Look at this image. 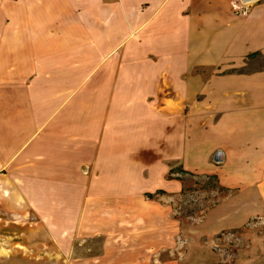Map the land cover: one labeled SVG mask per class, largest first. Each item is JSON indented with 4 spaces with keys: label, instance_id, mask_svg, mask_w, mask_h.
Here are the masks:
<instances>
[{
    "label": "crops",
    "instance_id": "obj_1",
    "mask_svg": "<svg viewBox=\"0 0 264 264\" xmlns=\"http://www.w3.org/2000/svg\"><path fill=\"white\" fill-rule=\"evenodd\" d=\"M176 1L0 0V174L12 188L6 191L11 203L33 210L43 233L24 229L22 249L1 245L0 264L10 257L16 264H127L138 250L147 254L168 219L153 200L184 186L182 175L169 174L176 166L214 175L233 191L206 214L250 193L247 200L261 207L253 214L264 220V116L253 153L226 149L229 137L225 144L211 141L208 165H189L172 156L183 124L222 99L204 105L201 90L185 94L168 71L159 79L146 69L134 74L136 65L159 64L151 49L162 22L191 20L197 10L202 16L204 0ZM236 1L209 2L244 17L230 11ZM215 57L202 61L224 59ZM161 155L163 182L136 188V177L147 175ZM239 157L248 162L246 171H220ZM260 233L264 238V229Z\"/></svg>",
    "mask_w": 264,
    "mask_h": 264
},
{
    "label": "rangeland",
    "instance_id": "obj_2",
    "mask_svg": "<svg viewBox=\"0 0 264 264\" xmlns=\"http://www.w3.org/2000/svg\"><path fill=\"white\" fill-rule=\"evenodd\" d=\"M209 1L201 3L199 13L202 16L197 10L191 20L179 21L171 16L162 22V28L154 32L151 49L160 54L159 64L134 67L135 76L143 75L146 69L151 79H159L163 71H168L185 94L201 90L199 98L204 105H212V97L224 99V103L220 100L216 107L207 109L206 106L200 115L197 113L191 120L186 119L190 121L183 124L179 146L172 154L189 165L202 167L208 165L206 159L211 141L220 140L225 144L231 137L232 142H228L229 146L226 143V149L242 152L248 149L253 153L258 140L257 127H261L258 119L264 116V0L234 2L230 8L233 16L244 17H232L221 4ZM157 19L162 20L161 17ZM187 27L195 29L196 33L181 32ZM258 42L261 46L258 50L244 51ZM207 55L216 56L214 60L222 55L224 59L215 61L218 65H206L202 60ZM235 90L244 93L234 95ZM224 91L227 93H222ZM146 132L150 142V124ZM165 156L157 157L162 160H155L154 164L149 163L147 175L136 177V188L163 182ZM236 159L220 171L240 173L249 168L246 160ZM179 167L169 174L171 177L182 175L183 189L177 193H161L153 200L162 204L168 215L167 225L163 220V237H157L160 243L147 254L138 250L136 257L127 259V264H264V238L260 233L264 220L253 214L261 207L247 200L250 193L242 198L234 197L206 214L233 191L209 175L180 171ZM8 184L7 178L0 174V246L5 245L11 251L23 248L19 243L22 237L18 235L24 229H37L39 235L43 233L35 226L33 210L11 203V195L6 194L8 189L12 191ZM24 220L30 226L26 227ZM144 246L142 243L141 247ZM16 263L14 258H9V264ZM121 264L126 263L122 260Z\"/></svg>",
    "mask_w": 264,
    "mask_h": 264
},
{
    "label": "trees",
    "instance_id": "obj_3",
    "mask_svg": "<svg viewBox=\"0 0 264 264\" xmlns=\"http://www.w3.org/2000/svg\"><path fill=\"white\" fill-rule=\"evenodd\" d=\"M210 177H213V178H215L216 179V177L214 176V175H209ZM148 196L149 197H152L153 196V194H148Z\"/></svg>",
    "mask_w": 264,
    "mask_h": 264
},
{
    "label": "water",
    "instance_id": "obj_4",
    "mask_svg": "<svg viewBox=\"0 0 264 264\" xmlns=\"http://www.w3.org/2000/svg\"><path fill=\"white\" fill-rule=\"evenodd\" d=\"M219 154V153H218ZM217 160H219V156L216 158Z\"/></svg>",
    "mask_w": 264,
    "mask_h": 264
}]
</instances>
